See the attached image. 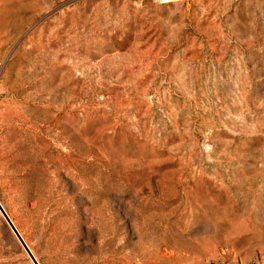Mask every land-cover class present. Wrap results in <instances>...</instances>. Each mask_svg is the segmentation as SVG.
Masks as SVG:
<instances>
[{"label":"rangeland","instance_id":"374dc122","mask_svg":"<svg viewBox=\"0 0 264 264\" xmlns=\"http://www.w3.org/2000/svg\"><path fill=\"white\" fill-rule=\"evenodd\" d=\"M0 205L38 264H264V0H0Z\"/></svg>","mask_w":264,"mask_h":264},{"label":"water","instance_id":"95a60500","mask_svg":"<svg viewBox=\"0 0 264 264\" xmlns=\"http://www.w3.org/2000/svg\"><path fill=\"white\" fill-rule=\"evenodd\" d=\"M0 213L4 217L5 221L7 222L8 226L11 228L12 232L14 233V235L16 236V238L18 239L20 244L23 246V248L27 252V254H28L29 258L31 259V261L33 262V264H38V262L36 261V259L34 258L32 253L30 252V250L28 249L27 245L25 244V242L21 238L20 234L18 233V231L16 230V228L12 224L11 220L9 219V217L7 216L6 212L4 211V209L2 208L1 205H0Z\"/></svg>","mask_w":264,"mask_h":264},{"label":"bare ground","instance_id":"6f19581e","mask_svg":"<svg viewBox=\"0 0 264 264\" xmlns=\"http://www.w3.org/2000/svg\"><path fill=\"white\" fill-rule=\"evenodd\" d=\"M13 224V223H12ZM15 227V226H14ZM16 228V227H15ZM31 252V251H30ZM32 253V252H31ZM33 255V254H32ZM35 258V257H34Z\"/></svg>","mask_w":264,"mask_h":264}]
</instances>
